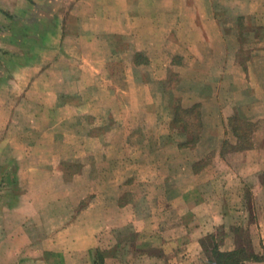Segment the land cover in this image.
<instances>
[{
	"label": "rangeland",
	"instance_id": "rangeland-1",
	"mask_svg": "<svg viewBox=\"0 0 264 264\" xmlns=\"http://www.w3.org/2000/svg\"><path fill=\"white\" fill-rule=\"evenodd\" d=\"M79 2L36 0V10L31 7L15 20L0 14V25L7 26L0 37V155L7 156L1 161L6 170L0 178V197L6 205L21 202L27 206L33 202V207L46 202L47 196L55 197L50 214L55 215L57 229L63 226L64 217L70 215L74 220L86 207L84 220L93 225L95 205L104 201L110 203L114 197L117 202L133 203V212L142 216L150 201L155 204L158 199L156 194L151 195L149 187L156 186L152 181L160 177L153 176L152 181L146 183L135 176L143 174L138 170V165L144 163L141 154L172 155L177 150L192 148L201 139L198 151L204 157L196 166L202 167L215 152L222 155L255 147L252 144L255 125L264 121V113L256 111L259 105L264 106V64L254 63L256 58L264 57V48L258 44L264 42V22L256 24L255 20L262 17L235 18L234 8L225 1L216 2L215 11L220 26L227 29L223 34L232 48L235 64L231 67L236 72L230 70V74L236 76L235 80L226 79L225 65L221 64L222 58H218L223 54L215 56V50H199L197 57L186 58L164 49L153 64H147L143 55L136 54L134 60L139 64L131 72L124 63L128 50L126 38L104 34L97 38L107 45L104 51L108 80L92 78L81 92L60 93L64 86L56 77L50 81L57 91L54 104L47 107L40 103L38 97L46 91L49 82L29 85L25 80H16L13 76L20 72L19 65L33 58L34 67L38 62L43 66L54 58L56 63L52 69L60 75V70L68 63L78 68L92 53L101 57V50L86 45L79 48L76 42H60L55 47L49 43L48 31L56 23L55 14L61 16L70 11L66 29L72 35L76 33L80 16L91 8L85 0L81 5ZM224 23H228V27ZM174 39L173 35L169 37V40ZM4 51L7 54H3ZM247 61L253 63L246 64ZM75 68L65 74H71ZM77 70L79 76L91 75L89 70ZM129 74L137 83L134 86L137 94L131 97L126 95L129 83L124 80ZM142 85H146V93L150 94L146 100ZM255 88L257 97L252 94ZM228 93L235 96L225 97ZM229 102L231 112L224 109ZM144 104L151 109L146 117L137 110ZM70 105L96 110L101 106L108 110L119 106V112L85 114L78 108L73 113ZM149 122L145 128L143 124ZM85 135L89 137L87 145H79L78 141ZM219 139L220 144H212ZM34 171H40L41 175L34 176ZM133 178L136 182L132 184ZM119 180L122 184H117ZM128 185L132 186L131 191L125 189ZM42 186L44 190L53 187L52 192H43ZM22 191H25L24 196L20 195ZM94 228L96 226H91ZM86 231L80 222L71 227L73 233ZM235 231L245 244L243 233ZM107 235L108 239L100 242L99 247L89 249L88 259L93 264H169L161 250L144 242V234L133 231L128 223L109 230ZM213 245L216 244L209 237L200 242L204 264H208L207 259L214 264Z\"/></svg>",
	"mask_w": 264,
	"mask_h": 264
},
{
	"label": "crops",
	"instance_id": "crops-1",
	"mask_svg": "<svg viewBox=\"0 0 264 264\" xmlns=\"http://www.w3.org/2000/svg\"><path fill=\"white\" fill-rule=\"evenodd\" d=\"M35 1L0 0V9L15 17H21L31 7L36 10ZM77 1H80L81 5L84 0ZM85 1L91 8L80 16V28H75L74 35L66 29L68 26L66 18L70 11L67 14L63 12L61 16L54 15L56 23L48 31L49 43L52 44L51 47H55L54 45L60 42L61 44L76 42L79 48L86 45L85 47L101 50V57L96 52L92 53L84 60V65L80 64L78 68L71 66L72 64L68 66L69 63L65 64L66 66L60 70L62 73L60 75L59 73L56 75L52 69L56 59L44 62L43 66L39 62L35 63L34 67L36 61L32 58L31 61L17 65L20 72L13 76L16 80L27 81L29 85H35L39 81L49 82L46 91L38 97L40 103L47 107L54 104L57 96L56 89L50 85L51 79L56 77L61 79L64 87L60 93L81 92L91 83L92 78L108 80L105 72L107 56L104 51L107 45L98 40L99 35L113 34L126 38L128 50L125 52L127 58L124 63L131 72L139 64L134 60L136 54L143 55L147 64H153L164 49L174 51L186 58L191 55L193 58L197 57L196 52L199 50H215V56L223 54L218 58H222L221 64L225 65L223 74L231 82L236 77L230 74L232 71L236 72L231 67L235 62L231 56V45L223 34L227 29L222 28L218 22L216 2L225 1L230 8H234L235 12L232 10V13L235 18L262 17L261 20H255L256 24L264 22V0ZM230 12L229 18L232 17ZM0 14L6 18L1 12ZM223 25L227 26L228 23ZM171 35L174 36V40H169ZM0 37H2L1 32ZM258 44L264 48V42L259 41ZM263 58H256L254 63L264 64ZM31 63H33L32 67H30ZM251 63L253 62L247 61L246 64ZM227 65L230 67L227 68ZM73 68L75 70L71 71V74H65ZM77 69L89 70L91 75L79 76ZM124 80L129 83L126 95L135 96L136 80L130 74ZM141 87L146 100L150 94L146 93V85ZM256 89L252 94L257 97ZM234 96L233 93H228L225 97ZM231 106L229 102L225 104L224 109H229L231 112ZM69 108L73 113L79 108L85 114L119 112L117 110L119 106H112L109 110L102 106L97 110L82 108L79 105H70ZM137 110L143 112L146 117L151 109L144 104L138 106ZM256 111L264 113V106L259 105ZM143 125L147 128L150 122ZM255 129L252 143L255 147L222 155L215 152L202 167L196 166L204 157L198 151L201 139L195 142L192 148L177 150L172 155L141 154L144 163L138 165V170L143 171V174L135 176L146 183L151 182L153 176L160 177L152 181L156 186L149 187L151 195L156 194L158 199L155 204L150 201L142 216L133 212V203L117 202V197H114L110 203L104 201L95 205L96 218L93 225L89 223L90 227L84 220L88 211L86 207L78 212L74 220H71L70 215L64 217L63 226L57 229L55 215L50 214L51 205L55 206V197L47 196L46 202L34 205L36 209L32 206L33 202L27 206H23L21 202L6 205L0 197V264H93V261L88 259L89 249L99 247L104 240H107L109 230L127 223L132 226L133 231L144 234V242H150V246L158 247L169 264H196L195 261L204 264L200 242L205 237L213 240L218 251L228 252L240 247L245 255L259 257L257 260H244L241 264H264V121L256 123ZM95 139L98 142L99 138ZM88 141L89 137L85 135L78 144L87 145ZM221 141L214 140L212 144H220ZM132 156L133 154L129 157ZM236 157L240 158L236 160ZM6 158V155H0V178L6 170L1 161ZM33 174L41 175V172L34 171ZM134 182L136 180L133 178L132 184ZM120 183L122 184L119 180L117 184ZM15 189H17L16 185ZM52 189L47 187V190H44L42 186V191L48 194ZM125 189L131 191L132 186L128 185ZM24 192L22 191L20 195L24 196ZM79 222L87 231L71 232L73 223ZM91 226L96 228L91 229ZM97 230L101 233L95 232ZM235 230L243 233L245 244L241 243L242 236L237 237Z\"/></svg>",
	"mask_w": 264,
	"mask_h": 264
},
{
	"label": "trees",
	"instance_id": "trees-1",
	"mask_svg": "<svg viewBox=\"0 0 264 264\" xmlns=\"http://www.w3.org/2000/svg\"><path fill=\"white\" fill-rule=\"evenodd\" d=\"M0 12L9 20H15V15L9 14L2 9ZM7 29V26L0 25V32H3ZM3 54H7L5 51ZM211 256L213 257L214 264H241L244 260H257L259 257L256 255H245L243 249H235L228 252H221L216 249V246L213 245L211 249ZM208 264H213L211 259H207Z\"/></svg>",
	"mask_w": 264,
	"mask_h": 264
}]
</instances>
